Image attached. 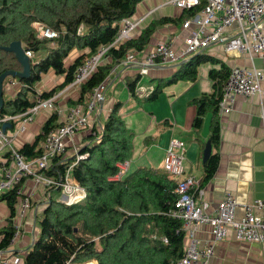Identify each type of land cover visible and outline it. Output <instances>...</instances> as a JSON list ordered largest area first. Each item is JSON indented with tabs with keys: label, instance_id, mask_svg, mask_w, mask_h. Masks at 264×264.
Here are the masks:
<instances>
[{
	"label": "trees",
	"instance_id": "1",
	"mask_svg": "<svg viewBox=\"0 0 264 264\" xmlns=\"http://www.w3.org/2000/svg\"><path fill=\"white\" fill-rule=\"evenodd\" d=\"M141 0H0V74L7 69L22 70L13 51L4 49L13 40H21L25 49H32L31 72L27 77L7 76L4 79V104L0 118L7 114H19L33 106L37 97L47 98L73 81L77 67L95 54L101 46L111 43L119 30V22L135 13ZM205 4L184 9L186 16L199 12ZM171 17L154 20L138 37L111 47V53L118 61L132 48L142 50L148 44L157 26ZM40 22L59 31L56 38H41L35 22ZM82 26V29L79 28ZM53 45L49 46L48 43ZM88 48L72 63L66 65L70 52ZM44 54L36 58L37 52ZM210 55L194 53L189 55L166 83L178 79L196 80L198 67L213 61ZM54 70L65 74L64 81L50 90L38 94L34 83L43 73ZM110 67L100 64L97 70L82 84L80 101L90 95L93 88L103 82ZM230 73L225 64L211 68L214 90L204 92L192 100L197 107L194 126L200 127L208 109L214 111L210 142L218 145L220 125L217 117L223 86ZM11 79L22 83L18 92L6 95V85ZM135 83L130 89L135 90ZM162 90L154 88L143 97L155 98ZM146 90L145 92H148ZM139 94V92L137 93ZM144 94V93H143ZM114 104L104 122L97 129L93 126L90 138L77 151L67 150L55 156L46 170L48 176L64 180L71 167L73 175L85 189L86 196L72 203L60 200V186H50L49 201L39 220L38 237L23 257V264H68L82 263L96 259L98 264H173L183 253L185 232L182 221L172 214L177 180L164 168L140 166L115 178L118 163L130 160L133 152L134 132ZM57 113L53 112L44 122L41 132L33 143H25L19 151L25 156L36 157L42 151L40 143L46 134L59 125ZM19 119H12L16 126ZM80 156V157H79ZM217 153L210 154L204 162L203 182L209 180L218 165ZM201 182V186H202ZM16 188L0 195L6 200L14 215L17 203ZM13 227L0 230L4 237L0 250L7 248L14 235Z\"/></svg>",
	"mask_w": 264,
	"mask_h": 264
},
{
	"label": "crops",
	"instance_id": "2",
	"mask_svg": "<svg viewBox=\"0 0 264 264\" xmlns=\"http://www.w3.org/2000/svg\"><path fill=\"white\" fill-rule=\"evenodd\" d=\"M165 1L141 0L137 4L135 13L132 16L142 20L134 37H138L142 30L154 20L163 17L175 19L157 26L145 48L142 50L136 49L135 54L139 58L159 41L168 40L175 47H180L184 42L188 30L183 27V23L189 16H186V12L182 8L171 4H163ZM236 30V26H233L228 32L232 33ZM88 51V48L80 50L74 48L65 59L66 65L72 63L79 54ZM199 53L210 55L213 61H207L199 65L197 79H178L171 83H166L165 79H168L187 58L181 59L177 63L155 66L147 74H140L133 67L124 66L120 63L126 54L118 61L111 53H107L101 64L110 67L106 77V90H111L110 95L107 99L105 95L98 116L93 117L89 122L90 124H88L89 126L77 132L70 140L67 153L77 151L79 147L86 143L92 136L93 126L97 128L101 122L105 121L115 103L120 102L123 106L126 102L136 101L139 103V109L143 108L148 123L140 131H136L125 121L134 132L133 152L127 172L140 166H148L147 163L153 160L158 162L157 165L149 166L163 168L169 141L172 137H178L186 143L185 174L192 175L203 183L201 186L204 189L203 198L210 202L209 211H214L216 203L227 192L235 194L242 203L251 202L255 198H264V100L262 94L248 96L239 94L236 96L230 112L221 114L218 110L220 141L218 145L212 144L211 154L217 153L219 160L214 174L206 182H203L205 175L203 157L206 144L210 140L214 111L211 108L208 109L203 117L202 125L196 127L193 122L197 114V107L192 102L194 98L202 93L214 90L213 79L209 76L211 68L219 69L222 64L230 69L234 65L262 67L263 62L259 57L251 59L247 54L227 52L221 43L211 44ZM48 73L54 77L53 82L42 83ZM64 79L65 74H58L54 70H50L43 73L41 79L36 81L33 86L36 92L41 94L61 84ZM131 83H135L136 91L130 89ZM157 85L161 86L162 90L155 98L143 97V95L149 93V91L145 92L146 90H150L152 87L156 88ZM141 86L145 88L142 91L144 94H137ZM21 87L22 83L18 80L15 85L8 83L5 87L6 95L14 96ZM262 87L264 89V82ZM81 90L82 85L80 89H70L58 99L57 106L68 107L74 104H86L89 95L86 94L84 100L80 101ZM53 112H55L54 109L40 110L35 119L27 123L25 131L14 134L12 143L18 148L25 143H33L41 132L44 122ZM120 114L123 117V114ZM57 122H59V119H57ZM3 123L0 122L1 127H3ZM15 128L16 126L7 125L6 132L13 133ZM42 144L43 141L40 145ZM152 150H154L155 158L150 154ZM8 154V147H5L0 151V158L6 157ZM132 163L135 164L133 167ZM2 176L3 169L0 165V179ZM69 178L73 183L80 185L78 179L73 175L72 169L69 171ZM20 185L24 189L25 195L30 196L32 206L21 217L17 205L13 215L6 200H0V230L8 229L11 226L15 231L16 225H19L17 237L14 241L11 240L7 248L2 249L5 250L2 256L17 255L23 259L38 237L40 231L37 223L38 214L43 212L51 192L48 191L49 186L35 183L31 176L24 177ZM80 189L82 192L83 189L81 187ZM60 195L61 192L58 198H60ZM82 195H84L83 192ZM242 214L243 209L239 207L237 216ZM196 231L202 246L212 240L208 226L198 225ZM3 237L4 233H1L0 241ZM209 264H264V243L239 240L231 232L224 239L216 242L215 253L210 258Z\"/></svg>",
	"mask_w": 264,
	"mask_h": 264
},
{
	"label": "built area",
	"instance_id": "3",
	"mask_svg": "<svg viewBox=\"0 0 264 264\" xmlns=\"http://www.w3.org/2000/svg\"><path fill=\"white\" fill-rule=\"evenodd\" d=\"M203 0H166L163 4H171L178 8L188 9L200 4ZM264 0H205L203 8L189 16L183 23L188 30L184 42L180 47H175L168 40L157 42L139 58L136 49H130L121 64L131 66L140 74H147L153 67L177 63L193 53H199L211 44L221 43L227 52L247 54L251 59L261 58L262 67L256 65H234L223 86V94L219 101L221 114L230 112L236 96L239 94H262L264 100ZM141 18L132 15L122 18L119 30L114 40L108 45L101 46L98 51L80 64L74 75L73 81L47 98L37 97L36 103L26 111L19 114H7L0 118V122L19 119L13 133H7L0 126V151L8 147V156L0 158L3 176L0 179V195L12 188H16L17 208L22 217L32 206L30 196L25 195L20 185L24 177L31 176L35 183L45 186H60V200L72 203L86 196L85 189L73 183L67 170L65 179L58 181L47 175L51 160L64 153L70 140L88 126L90 120L98 116L100 107L105 97L107 87L106 79L95 86L89 95L86 104H74L68 107H58L57 101L70 89L81 88V85L97 70L103 57L111 47H119L131 40L139 29ZM41 38H56L59 31L40 22H35ZM236 26L235 32H228ZM82 29V26L79 30ZM28 57L34 56L32 49H25ZM115 69V68H114ZM113 69V70H114ZM16 79L9 83L15 85ZM145 88L139 87V93ZM42 109L55 110L59 125L50 130L43 141L42 151L36 157H27L21 153L13 142L14 134L25 131L27 123L32 122ZM186 143L183 139L172 137L166 148L163 168L169 175L177 180L176 192L178 198L172 214L182 221L185 232L182 256L173 264H209L210 258L215 253L216 242L224 239L231 232L239 240L246 242L264 243V198H255L251 202H240L235 194L227 192L216 203L214 211H209L210 202L203 198L204 189L201 182L192 175L185 174L184 157ZM80 157V156H79ZM129 160L118 163L119 170L115 178H121L129 169ZM84 195H82L81 189ZM241 207L243 214L237 216V209ZM198 225L210 228L212 240L204 246L201 245L196 231ZM12 237H17L19 225ZM0 250V264H23V259L17 255H4ZM69 262L68 264H70Z\"/></svg>",
	"mask_w": 264,
	"mask_h": 264
},
{
	"label": "rangeland",
	"instance_id": "4",
	"mask_svg": "<svg viewBox=\"0 0 264 264\" xmlns=\"http://www.w3.org/2000/svg\"><path fill=\"white\" fill-rule=\"evenodd\" d=\"M49 46H52L53 43L52 42H49L48 43ZM45 52L43 49H40L37 54H36V58L37 57H40L41 55H43ZM53 74V73H52ZM53 79L54 77L48 73L45 77H44V80L42 81V83H45L47 84L49 81L50 83L53 82ZM154 89V87H152L149 92H151L152 90ZM110 92L111 90H106L105 92V95H106V99L109 97L110 95ZM120 113L123 114V117L125 119V121L130 125L132 126L136 131H140V129L145 125H147L148 123V120L145 119V114H144V111H143V108L142 109H139V103L136 102V101H133V102H126L123 106H121V109L119 111ZM92 120V119H91ZM90 120V122H91ZM90 124V123H89ZM89 126V125H88ZM86 126V127H88ZM85 127V128H86ZM85 128H82L80 130H83ZM151 156L153 158H155V153H154V150L151 151ZM141 163V162H139ZM158 162H155V160H153L152 162H148V166L149 165H154L156 166ZM135 164L132 163V167L134 166ZM38 217L40 220V218L42 217V212L38 214ZM37 220V223L39 224ZM70 264H98L97 260L96 259H91V260H88V261H85V262H82V263H77V262H71Z\"/></svg>",
	"mask_w": 264,
	"mask_h": 264
},
{
	"label": "water",
	"instance_id": "5",
	"mask_svg": "<svg viewBox=\"0 0 264 264\" xmlns=\"http://www.w3.org/2000/svg\"><path fill=\"white\" fill-rule=\"evenodd\" d=\"M4 49L8 51H13L18 59V61L22 64V70H14L7 69L0 74V108L4 104L3 90H4V79L7 76H17V77H27L31 72V62L30 58L25 53V48L21 40H13L9 45L3 46ZM7 125L11 126L10 122L3 123V129L6 130ZM212 151V144L210 141L207 142L206 147L204 149V157L203 160L206 161L210 156Z\"/></svg>",
	"mask_w": 264,
	"mask_h": 264
}]
</instances>
